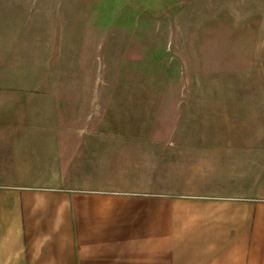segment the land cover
Wrapping results in <instances>:
<instances>
[{
    "label": "crops",
    "instance_id": "crops-1",
    "mask_svg": "<svg viewBox=\"0 0 264 264\" xmlns=\"http://www.w3.org/2000/svg\"><path fill=\"white\" fill-rule=\"evenodd\" d=\"M55 37L0 27V109H13L0 115V264H264V165L252 150L137 169L108 143L83 153L81 135L98 132L54 129L35 111L55 92Z\"/></svg>",
    "mask_w": 264,
    "mask_h": 264
},
{
    "label": "rangeland",
    "instance_id": "rangeland-1",
    "mask_svg": "<svg viewBox=\"0 0 264 264\" xmlns=\"http://www.w3.org/2000/svg\"><path fill=\"white\" fill-rule=\"evenodd\" d=\"M0 27L54 31L55 92L35 111L98 132L83 153L108 143L137 169L239 148L264 165V0H0Z\"/></svg>",
    "mask_w": 264,
    "mask_h": 264
}]
</instances>
